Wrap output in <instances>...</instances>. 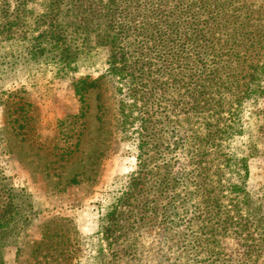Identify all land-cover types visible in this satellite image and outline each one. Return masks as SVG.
Masks as SVG:
<instances>
[{"label": "rangeland", "instance_id": "374dc122", "mask_svg": "<svg viewBox=\"0 0 264 264\" xmlns=\"http://www.w3.org/2000/svg\"><path fill=\"white\" fill-rule=\"evenodd\" d=\"M90 6L96 18H80ZM209 7L205 0H0V179L24 189L35 206L19 235H0V264H156L162 256L181 264H264V0ZM206 18L210 55L205 42H195ZM240 23L247 33L237 37V61L245 58L244 42H253L259 64L239 79H261L260 90L232 107L221 167L226 186L244 191L225 188L221 208L186 195L174 221L154 225L150 183L139 177L147 157L142 111L126 82L200 79L197 52L204 49L212 63ZM116 47L123 59H115ZM196 117L185 125L196 126ZM190 149L182 144L148 161L161 165L166 156L182 179ZM193 188L179 184L171 193ZM133 190L131 202L125 192Z\"/></svg>", "mask_w": 264, "mask_h": 264}, {"label": "trees", "instance_id": "16d2710c", "mask_svg": "<svg viewBox=\"0 0 264 264\" xmlns=\"http://www.w3.org/2000/svg\"><path fill=\"white\" fill-rule=\"evenodd\" d=\"M214 0H205V4L211 8ZM208 8V7H207ZM99 11V10H96ZM253 11V10H251ZM90 16L93 19L97 14L95 9L90 6L83 12L81 17ZM213 19V17L211 16ZM91 19V21H93ZM247 23H244V26ZM76 25L75 28L82 26ZM81 25V24H80ZM90 25V23H89ZM84 29L87 30L86 26ZM224 38L222 48L213 52L212 63L208 64L206 59L213 50L214 34L210 25L209 18H206L200 27L201 35L195 36V42H205L204 49H208L207 55L205 50L198 51V60L203 62L200 79H131L128 90L134 99V105H139L142 111L141 116V148L145 145L143 153L147 155L144 163L140 162L141 170L139 177L142 175L149 180V191L147 193V202L151 205L149 216L154 220L155 224L166 222L170 218L171 222L178 216L176 210L177 202L184 200L186 195H201V205L205 208L210 202L220 207V193L225 188L231 191H244L241 184H232L229 187L223 182L224 167L223 162L224 141L229 132V122L226 120L228 116L233 115L232 107L239 106L238 102L243 98H250L259 92L261 79H239L243 78L248 67L259 64L257 56L259 51L254 53L251 51L253 42H244L246 52L242 54L245 58L237 61L239 56V48L243 46V42L239 40L238 35L245 36L247 29L242 33L241 23L239 27L232 28ZM201 36L203 40H198ZM204 44V43H203ZM115 59H123L125 54L123 48L114 49ZM250 52V54H248ZM264 54V51H263ZM251 63H246L249 57ZM248 57V58H247ZM211 61V60H210ZM246 65H248L246 67ZM226 67L229 73L226 77L219 76L218 69ZM264 69V65L261 66ZM250 69V68H249ZM173 103H171V99ZM128 103H125V106ZM234 104V105H233ZM124 102L121 104L120 110L123 116L127 117ZM157 114V115H156ZM197 116L194 123L196 126L187 127L186 122H191L192 116ZM125 121V118H123ZM161 127L159 128V124ZM167 128V129H166ZM185 128H188L185 130ZM182 144L190 146L189 152L190 166L185 168L183 178L180 175L172 173L170 169V161L164 157L161 165L154 166L149 163L148 156L154 158L156 154L162 153L165 149L169 153H173ZM156 152V153H155ZM226 159V158H225ZM228 159V158H227ZM147 160V161H146ZM151 164V165H150ZM229 164L225 166L228 167ZM244 169L248 172L245 164ZM141 175V176H140ZM147 183V185L149 184ZM194 187L187 190V194L171 193V188L177 185ZM138 182L133 183V188L138 187ZM129 199H138L133 192H125ZM245 195V194H244ZM242 195V196H244ZM223 196V195H222ZM238 198V197H237ZM239 200H235L237 204ZM135 205V208H138ZM35 206L30 195L24 189L9 186L0 179V235L1 238H8L11 235H19L20 229L31 223V215L35 213ZM162 211V212H161ZM10 214L7 219L6 214ZM227 220V219H226ZM216 230V229H214ZM7 235V237H6ZM5 242L9 243L7 240ZM180 257V256H179ZM212 258V256H211ZM181 258L176 259L173 263L169 257L162 256L156 264H181Z\"/></svg>", "mask_w": 264, "mask_h": 264}]
</instances>
